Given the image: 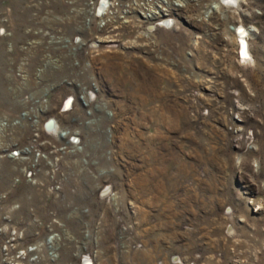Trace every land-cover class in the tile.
Listing matches in <instances>:
<instances>
[{
    "label": "rangeland",
    "instance_id": "374dc122",
    "mask_svg": "<svg viewBox=\"0 0 264 264\" xmlns=\"http://www.w3.org/2000/svg\"><path fill=\"white\" fill-rule=\"evenodd\" d=\"M180 1L0 0V264H264V0Z\"/></svg>",
    "mask_w": 264,
    "mask_h": 264
},
{
    "label": "bare ground",
    "instance_id": "6f19581e",
    "mask_svg": "<svg viewBox=\"0 0 264 264\" xmlns=\"http://www.w3.org/2000/svg\"><path fill=\"white\" fill-rule=\"evenodd\" d=\"M176 1L177 2H181L180 0H176ZM232 1L233 2H237L238 0H232ZM176 4H178L180 6H183V5H181V3L180 4L176 3ZM152 12L154 14H159V13H160V15L162 14V12L160 10L159 11H152ZM164 25L166 26V25H169V24L165 23ZM237 33H238V35L240 37L239 39H241L240 40L241 41V43H240L241 44V51H239L240 52V58L241 59L243 58V60H248V58H251V53H249L250 50H249L248 41L245 39L246 36L248 35V32H247V30L244 27L241 26V27L237 28ZM51 123H52L51 124L52 127L48 128V129L49 130H53V132H57L58 128H59L58 124H55L54 121H52ZM85 264H90V262L89 263L85 262Z\"/></svg>",
    "mask_w": 264,
    "mask_h": 264
},
{
    "label": "built area",
    "instance_id": "2783aa9c",
    "mask_svg": "<svg viewBox=\"0 0 264 264\" xmlns=\"http://www.w3.org/2000/svg\"><path fill=\"white\" fill-rule=\"evenodd\" d=\"M69 103H71V102H69ZM75 141V140H74ZM78 142V141H77ZM76 143V142H75ZM107 190H104L105 192V195H107V194H109V193H111V190L109 189V188H106ZM85 262H87V263H89L90 262V264H94L93 263V259H92V257L90 256V255H88V256H83V258L81 259V264H85ZM171 262H172V264H182L181 263V258L180 257H178V256H172V259H171Z\"/></svg>",
    "mask_w": 264,
    "mask_h": 264
},
{
    "label": "water",
    "instance_id": "95a60500",
    "mask_svg": "<svg viewBox=\"0 0 264 264\" xmlns=\"http://www.w3.org/2000/svg\"><path fill=\"white\" fill-rule=\"evenodd\" d=\"M51 122L49 123V125L47 124V128H51L52 126H51Z\"/></svg>",
    "mask_w": 264,
    "mask_h": 264
}]
</instances>
